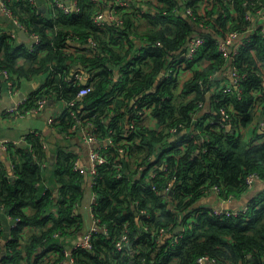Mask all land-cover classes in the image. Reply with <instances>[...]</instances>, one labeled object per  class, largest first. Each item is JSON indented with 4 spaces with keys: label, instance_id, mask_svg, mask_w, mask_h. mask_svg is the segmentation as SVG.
<instances>
[{
    "label": "trees",
    "instance_id": "1",
    "mask_svg": "<svg viewBox=\"0 0 264 264\" xmlns=\"http://www.w3.org/2000/svg\"><path fill=\"white\" fill-rule=\"evenodd\" d=\"M197 1L159 0L157 5L119 7L123 18L119 25L108 20L101 25L94 22V11L104 9V3L95 6L78 0L79 11L64 13L55 7L44 16L24 0L10 2L15 14L41 40L30 51L19 37L2 33L0 68L11 71L18 83L47 73L45 83L28 97L24 109L43 94L49 101H74L71 107L65 104L52 120L59 135L79 136L69 132L73 110L81 126L90 128L98 140L112 139L100 148L105 161L97 166L93 185L97 197L92 212L99 218V227L91 248L75 249L76 264H196L199 256L214 258L216 264H264V186L249 191L245 183L250 172L264 179V129L260 131L264 34L246 35L231 61L243 74L238 90L228 83V63L218 50L219 39L229 30L247 28L245 14L253 13L264 0L249 4L212 0V7L205 9L209 26L197 31L205 39L193 58L187 59L188 39L198 21L183 17L181 10L187 5L196 8ZM139 19L144 21L141 30ZM78 64L96 75L93 89L82 98L77 97L79 85L68 78L72 70L79 71ZM169 69V75L158 77ZM183 70L189 76L181 79ZM0 85L4 86L1 79ZM207 92L209 110L199 105L206 102ZM220 107L240 127L239 132L237 127L226 130L210 122L221 119ZM144 108L158 121L156 129L139 116L132 129L134 111ZM172 127L176 128L173 133ZM25 140L29 146L7 145L5 154L13 176L0 160V207L14 220L8 236L0 228V264H55L64 257L60 238L81 229L77 206L86 170L74 168L77 153L67 145H57L54 193L44 184L41 164L50 156L43 137L28 132ZM125 142L128 156L118 151ZM153 170L155 175L148 178ZM214 185L219 187L217 201L244 196L248 209L238 215L214 214L200 203L210 195L207 188ZM177 225L182 229L173 233ZM28 229L34 230L27 233ZM125 230L129 243L121 251L115 242ZM176 235L180 236L173 241Z\"/></svg>",
    "mask_w": 264,
    "mask_h": 264
},
{
    "label": "built area",
    "instance_id": "2",
    "mask_svg": "<svg viewBox=\"0 0 264 264\" xmlns=\"http://www.w3.org/2000/svg\"><path fill=\"white\" fill-rule=\"evenodd\" d=\"M25 3L29 4L32 10L37 11V13L40 15V11L37 9V0H24ZM91 1L95 6H98L100 3H104V9H96L92 15L94 22L97 25H101L104 20H108L111 22H114L116 25H119L122 23V12L119 10V7H129L132 4H136L137 6H143L146 5V3H151L153 5L160 4L159 0H88ZM11 0H0V12L7 20H9L12 23L13 29L11 31H0V35L2 33H7L9 37L16 38L18 37V31L24 30L27 34V40H24L26 45L28 46L30 51H33L35 48V45L40 42L41 36L38 32L33 31L30 29V26H28L26 23L22 22L20 18L15 14L14 9L10 5ZM48 4L49 11L54 9L55 7L61 9L64 13H69L71 11H79L80 6L78 5V0H46ZM197 7L193 8L189 5L185 6L181 12L185 13L190 19H196L198 22L196 26L199 28L207 29L209 24L207 23V16L205 9L212 7V0H198L197 1ZM252 3V0H244V4ZM105 4H107V7H105ZM145 7L142 8L141 11H144ZM220 13L223 14V10L219 9ZM230 14H234V9H230ZM225 16V15H224ZM244 18L246 21L249 22V26L247 28L243 29H235V30H229L226 32V34L221 37L218 41V50L223 53L225 60L228 63V69L230 76L232 78V85L233 87L238 90L237 83L239 81V78L243 75L238 72L237 68L231 63L234 55L238 52V48L240 44L245 39L246 35H248L250 32L259 31L262 34H264V4L262 3L260 7L254 10L253 13L250 12V10L247 11ZM205 37L201 33H197V31L192 34L187 43V50L185 53V56L187 59H192L195 52L197 51V48L202 44ZM182 65H185V61H182ZM185 70H183L180 74L181 79L186 78L184 75ZM171 72V69L164 71V76L169 75ZM85 74V75H84ZM264 76V74H262ZM16 76L9 71L6 68H0V79L4 82V89L0 88V105L2 104V90L6 91L8 94L11 95H18L19 94V88H18V81L15 78ZM68 78H73V83L76 85H79V89L77 91V97L82 98L84 95H86L89 91H91L94 87V81L96 80L95 71L93 69L88 70H72ZM82 83V85H81ZM81 85V86H80ZM44 89V88H42ZM264 91V90H263ZM28 100L27 97L24 96H18V99L10 106L4 107L2 112L6 116H12V115H23L27 112H34V113H41L45 107L49 103V99L47 95H40L36 98L35 103L27 108L24 109V103ZM135 103L136 99H133ZM66 106H73L74 101H67ZM205 104V103H204ZM203 102H200V106H204ZM136 107V104L134 105ZM72 116L74 117V122L72 126L69 128V132H76L79 134L85 144L91 145L89 148V166L88 168H84L80 166L78 162V157L76 158V161L74 163L75 169H81L86 170L85 173V179L88 185L92 188L93 191V185L97 181L98 177V171L97 166L105 161V156L102 154L100 148L102 145H106L109 143H112V139L110 136H106L102 138L101 140H98L96 136H94L91 132L90 128L82 127L81 126V120L79 119V116L73 111L70 110ZM218 113L220 115L221 119H213L210 122H214L219 124L222 127H225L226 130H234L237 126L234 122H232V118L227 112V110L223 107H220L218 110ZM148 125L150 128L156 129L158 125V121H156V118L151 117L149 110L147 108L141 109L137 111H134L132 118H131V127L133 126V122H135L137 119H140L139 117ZM53 119L50 118V121L52 122ZM260 127L263 131L264 127V116L260 120ZM134 127V126H133ZM132 127V129H133ZM170 132H175L176 128L172 127L169 129ZM240 127H237L236 132H239ZM242 130V128H241ZM62 136L70 138L71 135L67 134L66 132L61 133ZM120 135L126 136V133H121ZM25 139V138H24ZM9 142H1L0 143V149L3 151H7V145ZM125 145L118 148V151L122 155L129 154L128 149V143H124ZM45 163H42V166H44ZM163 168V166H161ZM120 173H118V176ZM155 175V170L151 171L148 175V178L153 177ZM245 183L247 186V189L249 191H252L257 183H264V179H262L257 172H250L245 176ZM153 188L154 185H152ZM248 191V192H249ZM207 192L210 194H217L219 192V187L214 185L207 188ZM93 200L92 203H95L96 201V194L93 191ZM232 196L227 197L226 199H220L218 200L219 205H208L210 210L216 214V215H238L240 213L245 212L248 209V204L245 203L243 206L239 208H228L225 206V204H228L232 202ZM92 209V205H91ZM140 212L144 213L145 210L142 209ZM92 221L93 224L91 227L86 231V233L83 235V237L80 240L75 241L72 245H68L64 249L63 258L58 261L55 264H76L75 259L73 256V253L75 249L78 248H91V240L93 233L97 230L99 227V218H97L94 213L92 212ZM102 229L106 232V227L102 226ZM160 235L163 233V229H160ZM180 235L174 236L173 241H176V239ZM129 243V237L127 235L126 230L121 233V235L117 238L115 242V247L119 250H124V248ZM51 255H54L53 252L50 253ZM196 264H216L214 258H210L208 256H199L196 258Z\"/></svg>",
    "mask_w": 264,
    "mask_h": 264
},
{
    "label": "crops",
    "instance_id": "3",
    "mask_svg": "<svg viewBox=\"0 0 264 264\" xmlns=\"http://www.w3.org/2000/svg\"><path fill=\"white\" fill-rule=\"evenodd\" d=\"M13 1V0H11ZM37 9L44 15H48L50 13L48 4L46 0H37ZM233 9V8H230ZM230 11V10H229ZM140 23L138 24V29H142L144 26L143 19H139ZM13 29L12 23L5 18L0 12V31H11ZM23 40V39H22ZM24 41V40H23ZM82 66V65H81ZM79 70H84V68L77 67ZM115 76L117 77L118 72L115 71ZM163 75L164 76V71ZM185 77L189 76L188 71H184ZM225 74L228 77V83H232V78L229 73V69L225 70ZM85 75V74H84ZM47 78V73H37L30 78H23L18 83L19 94L23 93L24 97H29L34 91H36L39 87H41ZM1 89H4V86L0 85ZM19 94L11 95L8 94L5 90H2V104L0 105V143L11 142L18 146H29V143L24 139L28 132H35L36 134H41L44 139V147H46L48 151V155L50 159L47 161H43L44 165V175L45 181L44 184L48 185V187L52 188L54 193L57 192L56 178L53 174L54 166H53V159H54V151L56 150L57 145H67L68 148L77 153L78 155V162L80 166L84 168H88L89 166V148L91 145L83 143L81 137L75 136L74 139H64L62 136L59 135L56 128L51 125L50 118L53 119L56 114H58L61 110L55 111L58 108V104L56 100L49 101L48 105L41 113H34V112H27L23 115H12L6 116L3 114L2 110L4 107L12 105L17 99ZM209 98H206V102L203 106V109L209 110L210 105L208 104ZM61 102V101H60ZM62 103V102H61ZM65 104L63 103V107ZM62 107V108H63ZM61 108V109H62ZM50 114V116H48ZM257 118V117H256ZM246 131V130H245ZM6 152L0 149V160L4 161L6 167L8 169V173L10 176L12 175L11 170V163L7 159L5 154ZM42 165V164H41ZM264 186L263 183H257L254 187V191L260 189ZM93 191L92 188L88 185L85 181L83 184V196L81 198L80 203L77 206L78 211L82 217V225L81 229L78 232H75L73 235L69 236L68 238H60L62 244L67 247L68 245H72L75 241L80 240L86 231L91 227L93 224L92 219V209L91 203L93 200ZM247 197H242L239 200H233L232 202L228 203L229 206L226 205L228 208H239L246 203ZM200 203L203 205H219L216 196L214 194H210L207 197H204L200 200ZM26 211L30 212V209H26ZM14 220L9 215L8 211L4 208L0 207V228L3 229L4 234L8 236L9 230L12 227ZM38 229V228H37ZM34 229H28L27 233H31ZM57 236V234H55Z\"/></svg>",
    "mask_w": 264,
    "mask_h": 264
},
{
    "label": "water",
    "instance_id": "4",
    "mask_svg": "<svg viewBox=\"0 0 264 264\" xmlns=\"http://www.w3.org/2000/svg\"><path fill=\"white\" fill-rule=\"evenodd\" d=\"M182 16L183 17H185V18H187V19H189V17L185 14V13H182ZM193 28H194V30H196V31H202V30H205V29H203V28H199V27H197V26H195V25H193ZM18 37L20 38V39H23V40H27V34H26V32L24 31V30H19L18 31ZM76 67H80V68H82V66L80 65V64H78V65H76ZM163 75V72H160L159 73V75H158V77H161ZM19 96L21 97V96H23V93H20L19 94ZM209 96H210V92H207L206 93V98L208 99L209 98ZM134 102V100H131V104ZM48 116H50V114H48ZM263 127H264V125H263ZM260 131H262V130H260ZM226 205H230V204H226ZM225 205V206H226ZM227 207V206H226ZM182 229V226L181 225H177L175 228H174V230H173V233H176L177 231H179V230H181Z\"/></svg>",
    "mask_w": 264,
    "mask_h": 264
},
{
    "label": "rangeland",
    "instance_id": "5",
    "mask_svg": "<svg viewBox=\"0 0 264 264\" xmlns=\"http://www.w3.org/2000/svg\"><path fill=\"white\" fill-rule=\"evenodd\" d=\"M57 104H58V105H57L58 108L55 109V111H59V110H61V108L63 107V103H61L60 101H58Z\"/></svg>",
    "mask_w": 264,
    "mask_h": 264
}]
</instances>
